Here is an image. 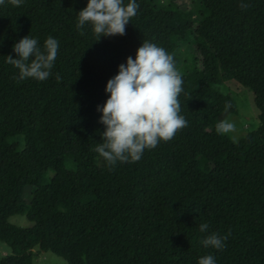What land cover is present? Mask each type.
I'll return each mask as SVG.
<instances>
[{
  "label": "trees",
  "instance_id": "obj_1",
  "mask_svg": "<svg viewBox=\"0 0 264 264\" xmlns=\"http://www.w3.org/2000/svg\"><path fill=\"white\" fill-rule=\"evenodd\" d=\"M197 1L194 21L160 0H136L126 34L98 41L91 25L83 34L76 27L88 0L0 5V240L11 250L0 264H32L48 250L67 264H198L208 254L216 264H264V0H244L246 11L241 0ZM189 31L196 44L187 90L199 97L179 96L188 126L139 161L109 166L95 151L107 81L143 40L176 65ZM28 35L41 50L49 36L59 42L45 81L14 79L19 70L5 62ZM232 79L252 90L259 119L236 142L215 131L226 102L237 111L230 92L213 97ZM185 154L192 158L181 166ZM22 213L30 226L8 220ZM204 222L208 233L199 231ZM213 232L227 235L222 250L200 243Z\"/></svg>",
  "mask_w": 264,
  "mask_h": 264
},
{
  "label": "clouds",
  "instance_id": "obj_2",
  "mask_svg": "<svg viewBox=\"0 0 264 264\" xmlns=\"http://www.w3.org/2000/svg\"><path fill=\"white\" fill-rule=\"evenodd\" d=\"M13 6H19L23 0H9ZM5 0H0L4 5ZM241 10L246 11L250 4L241 0ZM139 5L136 0H88L87 6L78 12L76 27L81 30L91 25L98 41L101 36L109 37L126 34V26L137 15ZM59 50V42L52 36L46 38L43 50L38 40L29 35L13 45L16 58L5 56V62L19 70L14 79L47 80L52 74ZM59 82L61 77L56 75ZM109 93L102 106L100 123L105 126L102 143L95 151L109 166L117 162H137L146 150L155 149L160 142L172 140L176 133L188 126L181 115L179 96L183 93L182 74L175 66L174 56L155 43L143 40L136 50V57L126 58V64L118 66V72L111 77L105 87ZM231 105L226 102L225 113ZM219 135H230L236 142L237 127L231 118L225 115L215 125ZM209 224L199 225L201 233H208ZM227 235L221 237L213 232L204 236L200 243L217 250L224 248ZM198 264H216L215 258L205 255Z\"/></svg>",
  "mask_w": 264,
  "mask_h": 264
},
{
  "label": "rangeland",
  "instance_id": "obj_3",
  "mask_svg": "<svg viewBox=\"0 0 264 264\" xmlns=\"http://www.w3.org/2000/svg\"><path fill=\"white\" fill-rule=\"evenodd\" d=\"M160 3L163 5H170L177 9H182L192 16L194 21L199 20V5L197 0H160ZM196 44V39L191 35L189 31V36L182 40L178 48V62L176 63V68L182 74L183 78V94L188 99H197L199 94H192L187 90V77L193 67V51ZM230 92L234 98L236 113L228 111L221 113L219 116V121L225 118V115L229 116L233 122H235L237 127L236 137L244 134L245 132L256 128L259 125V119L257 117L258 109L253 100V92L249 87L243 86L235 80H226L216 86L213 97H217L222 93ZM231 136V134H230ZM10 140H17L20 142V147L23 146V136L15 135L10 138ZM192 154H185L178 159V162L181 166H184L190 159ZM66 165L68 167H74L72 160H67ZM51 174H48L47 177H50ZM32 193V189L28 187L25 190L24 196L26 200H29V197ZM8 220L20 226H30L31 221L27 218L25 213L15 214L8 218ZM10 247L0 240V257L10 253ZM32 264H67L63 257L58 254L48 250L38 252L36 257L33 259Z\"/></svg>",
  "mask_w": 264,
  "mask_h": 264
}]
</instances>
